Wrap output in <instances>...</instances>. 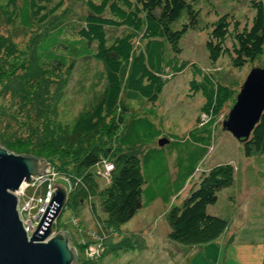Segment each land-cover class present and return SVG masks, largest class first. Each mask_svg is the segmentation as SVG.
I'll return each instance as SVG.
<instances>
[{
	"label": "trees",
	"instance_id": "trees-1",
	"mask_svg": "<svg viewBox=\"0 0 264 264\" xmlns=\"http://www.w3.org/2000/svg\"><path fill=\"white\" fill-rule=\"evenodd\" d=\"M201 1L99 0L94 3L87 0L86 13L78 19L75 32L70 33L66 25L58 23L35 33L29 39L27 59L24 60V55L19 61L13 60L18 55L15 44L0 33V92L9 94L14 103L9 113L0 108L1 115L10 118L8 124H16L19 116L29 114L44 122L41 129L23 127L20 130L19 125V131L12 133H4L0 125V146L16 154L45 156L62 177L74 175L91 180L90 170L99 161L103 159V163L111 164L109 178L104 177L109 184L98 194L104 215L99 228L102 235L118 233L119 227L137 210L157 199L169 204L189 181L191 187L182 203L170 204L166 211L167 239L187 247L203 245L214 241L227 229V219L209 214L207 207L216 203L220 190L232 184V166L216 164L195 180L193 175L211 146L216 117L232 101V90L210 75L201 74L194 63L190 64L193 75L200 76L199 81H189L190 94L200 93L204 98L201 113L206 120L198 119L197 125L184 137H162L148 117L153 111L133 114L127 102L140 97L155 103L165 84L187 67L184 61L178 60L180 40L188 30L198 26ZM41 2L7 0L11 10L0 4V20L10 24L16 19L18 25L27 30L34 24H49L61 7V0L50 8ZM251 7L255 13L249 28L239 31L238 22L234 21L233 30L229 32L230 20L226 15L213 23L211 35L219 42L208 45L212 58L226 52L223 43L227 36L233 41L234 67L240 68L262 54L263 8L260 1H251ZM120 30L121 33L116 34ZM82 58L103 65L106 85L93 106L78 116L70 133L59 137L46 124L50 98L60 96L58 89L50 92L49 84L54 80L52 77L63 79L60 73L64 71L67 75ZM101 129L106 132L102 144L83 145L79 140L82 134ZM8 130L11 129L7 126L5 131ZM118 131L117 147L106 144L112 143L110 138L118 136ZM162 138L167 139V143L158 146L157 141ZM48 146L56 148L55 155L45 153ZM241 148L246 157L264 155V111ZM260 165L257 159L255 166L263 169L264 165L262 168ZM262 202L264 209V187ZM262 246L261 264H264V239ZM113 248L122 249V244Z\"/></svg>",
	"mask_w": 264,
	"mask_h": 264
},
{
	"label": "rangeland",
	"instance_id": "rangeland-1",
	"mask_svg": "<svg viewBox=\"0 0 264 264\" xmlns=\"http://www.w3.org/2000/svg\"><path fill=\"white\" fill-rule=\"evenodd\" d=\"M56 1L58 0H42L41 3L50 8ZM86 1L61 0V7L49 24H34L29 30L21 28L16 19L10 24H5L0 20V33L10 37V41L17 48L18 55L13 57V60L19 61L24 55V60L27 59L29 39L35 33L42 32L54 24L66 25L67 31L75 32L79 25L78 19L86 13ZM91 1L99 2V0ZM251 1L261 2L264 15V0H202L198 7L200 10L198 26L188 30L180 40L181 53L178 60L184 61L187 67L165 84L155 103H150L140 97L129 99L127 102L130 112L144 115L152 110L153 114H148V117L161 131L162 137L170 135L184 137L191 128L197 125L198 119L204 122L205 114L201 113L204 98L200 93L190 94L189 81L191 79L200 80V76L193 75L189 68L192 63L200 69L201 74L210 75L215 81L229 87L234 94L232 98L234 103L235 96L249 71L254 67L264 68V43L262 54L255 60L244 63L240 68L232 65L234 53L231 36H227L223 43L226 52L216 58L211 57V49L208 45L210 42L214 45L219 42L218 38L215 39L211 35L213 23L219 17L226 15L230 20L229 32L233 30L234 21L238 22L239 31L243 27H250L255 13L251 7ZM6 3L7 0H0V4L5 6L6 10H11V6H7ZM120 33L121 30L116 32V34ZM60 74L63 75V79L51 75L55 77H52L54 80L49 84V90L52 93L58 91L60 96L57 99L54 95L51 96L46 124L51 127L53 134L63 137L70 133L78 116L97 101L105 88L106 80L103 65L93 59H79L67 75L64 71ZM56 89L58 90L55 91ZM3 93L0 92V108L3 107L4 111L9 113L14 105L13 99L9 94L3 95ZM232 101L230 100L216 117L211 146L199 163L193 179L198 178L203 171L213 165L229 163L232 166L234 184L219 193L216 204L208 206L207 212L209 214L218 213L216 215L222 216L227 209L220 212V205L222 207L223 205H248L249 214L247 212L243 215L245 220L238 227V235L234 234V239L231 231L227 229L217 239L203 245L187 247L167 239L166 211L172 206L170 204L182 203L191 187L190 181L177 197L170 200L169 204H164L157 199L137 210L128 222L119 227L118 233H113L108 237L102 235L99 228L100 219H103L104 215L100 211V195L98 194L109 184V180H105L104 177L109 178L112 169V165L103 163L105 162L103 159L91 168V175H89L91 180H84V177L74 175H67L68 177L63 175L62 177L56 167H52L49 163V171L40 174L41 178L37 180L33 179L38 175L32 176L28 182L23 184L17 195L18 205H21L22 210L24 209L20 214L21 218L31 219L32 214L35 215L37 209L40 211L41 208L35 205H48L50 201L39 203L36 199L35 203L32 201V204H29L27 196L29 197L32 193L43 196L48 190L53 193L55 188L52 185L57 183L65 187L66 199L59 214L56 217L52 216L51 235L48 238L57 231H66L69 234V245L76 252V258L72 264H261L264 233L262 235L259 230L256 234L249 230L254 228L256 232L260 227L259 217H263L262 210H258L257 205L263 209L264 167L249 174L251 172L249 166L252 170L256 169L253 164L254 158L244 156L241 143L221 128V122L230 110ZM1 111L0 109V125L4 133L23 130V127L41 129L44 125L42 119L32 118L31 114L27 113L25 114L28 117L19 116L16 124H8L10 118L2 116ZM108 120L109 118H106L105 121L108 122ZM19 125L21 128L17 129ZM7 126L11 130L5 131ZM119 131L118 136L116 134L111 136L110 142L112 143L106 142V144L116 148ZM104 139H106V132L103 129L88 135L82 134L79 137L83 145L102 144ZM47 148L48 151L45 153L56 154V148L50 146ZM58 148L62 150V147ZM41 159L47 162L45 156ZM170 172L173 173V167H170ZM251 178H253V184ZM48 186H50L49 189H47ZM247 217L249 221L246 220ZM242 230L249 234L242 235ZM245 240L248 241L246 244H244ZM118 244H122V249L113 248Z\"/></svg>",
	"mask_w": 264,
	"mask_h": 264
},
{
	"label": "water",
	"instance_id": "water-1",
	"mask_svg": "<svg viewBox=\"0 0 264 264\" xmlns=\"http://www.w3.org/2000/svg\"><path fill=\"white\" fill-rule=\"evenodd\" d=\"M264 111V68L254 67L247 74L234 103L221 122V128L239 142H245ZM167 143L162 138L158 146ZM43 159L16 154L0 146V264H72L75 249L66 231L51 234L56 217L66 199L64 186L54 183L50 201L32 233L27 236L19 215L17 192L32 176L48 172Z\"/></svg>",
	"mask_w": 264,
	"mask_h": 264
},
{
	"label": "crops",
	"instance_id": "crops-1",
	"mask_svg": "<svg viewBox=\"0 0 264 264\" xmlns=\"http://www.w3.org/2000/svg\"><path fill=\"white\" fill-rule=\"evenodd\" d=\"M251 158H254L253 164H255V161L257 159L259 160V162L261 161V165H260L261 167L260 168H262V166L264 165L263 164L264 163V155L257 156V157H251ZM255 168L256 169H253L252 170L251 166H249V170L251 171L249 174H252L255 171L259 170L258 166H255ZM249 174H247V176ZM251 181H252V184H253V178H251ZM255 181H256V178H255ZM255 183H257V182H255ZM233 184H234V179H233L232 184L229 187H231ZM229 187H227V189ZM222 190H224V189H222ZM222 190H220L219 193ZM219 193H218V195H219ZM218 195H217V199H218ZM219 209H220V212L221 211H225V209H227V212L225 214H223L222 216H224L225 219H227V221H228L227 230L228 231H231V234L233 235V239H234V234L238 235V233H237L238 227L241 226L243 224V221L245 220L244 217H243V215H245L248 212L249 206L248 205H223V207H222V205H220L219 206ZM257 209L258 210L259 209L262 210V214H263V217H261V216L259 217L260 227L256 230V232H254V228H252L251 230H249V232H252L253 231V233H256L257 234V232L260 230V233L263 235V233H264V228H263V225H264V209L260 208V205H257ZM216 214H218V213H216ZM216 214H213V215H216ZM248 214H249V212H248ZM246 220L249 221V218L247 217ZM230 228H232V230ZM249 232H244V230H242V235L246 234V236H247L249 234ZM247 242L248 241L245 240L244 241V244H246Z\"/></svg>",
	"mask_w": 264,
	"mask_h": 264
},
{
	"label": "built area",
	"instance_id": "built-area-1",
	"mask_svg": "<svg viewBox=\"0 0 264 264\" xmlns=\"http://www.w3.org/2000/svg\"><path fill=\"white\" fill-rule=\"evenodd\" d=\"M108 171V169H107ZM38 178H41V175H38L37 177H35L33 180H37ZM50 186L47 187V189H49ZM52 195V192H50V190H48L45 195H36L35 193H32L29 197L27 196V199L30 201L29 204H32L36 202V199L39 201V203L46 201L48 202L50 200V197ZM26 207H28L29 205H25ZM41 207L40 211L37 209L35 215L34 213L32 214L31 219H27V220H23L20 216V219L23 223L25 232L27 234V236L32 235V233L34 232V228L37 224V222L39 221V219L41 218L45 208L47 205H35V207ZM24 211V209H21V205H19V215ZM31 213V212H30ZM36 229V228H35ZM51 235V234H50Z\"/></svg>",
	"mask_w": 264,
	"mask_h": 264
},
{
	"label": "bare ground",
	"instance_id": "bare-ground-1",
	"mask_svg": "<svg viewBox=\"0 0 264 264\" xmlns=\"http://www.w3.org/2000/svg\"><path fill=\"white\" fill-rule=\"evenodd\" d=\"M17 193L19 194V193H20V190H18V192H17ZM18 194H17V195H18ZM51 225H52V222H51Z\"/></svg>",
	"mask_w": 264,
	"mask_h": 264
}]
</instances>
